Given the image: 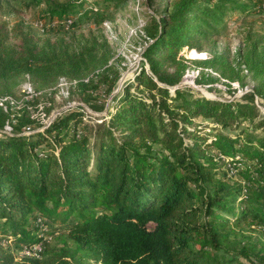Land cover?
Segmentation results:
<instances>
[{
    "label": "trees",
    "instance_id": "obj_1",
    "mask_svg": "<svg viewBox=\"0 0 264 264\" xmlns=\"http://www.w3.org/2000/svg\"><path fill=\"white\" fill-rule=\"evenodd\" d=\"M199 1L181 0L155 22L144 53L152 75L143 68L109 117L73 110L43 132L26 120L8 134L12 114L0 108V264H264V243L241 247L236 230L245 223L264 234V114L166 87L182 79L177 56L191 44ZM48 2L50 18L77 7ZM52 53L22 66L0 54V84L54 75L67 63ZM254 95L264 99V86ZM198 117L215 133L203 134ZM257 117L260 135L226 133ZM226 167L234 175H220ZM49 227L63 228L60 244ZM38 244L39 257L16 260Z\"/></svg>",
    "mask_w": 264,
    "mask_h": 264
},
{
    "label": "rangeland",
    "instance_id": "obj_2",
    "mask_svg": "<svg viewBox=\"0 0 264 264\" xmlns=\"http://www.w3.org/2000/svg\"><path fill=\"white\" fill-rule=\"evenodd\" d=\"M48 1L57 4L71 0ZM48 1L0 0V54L22 66L32 54L37 60L55 51L67 63L62 68L56 65L54 75L21 73L2 81L0 99L11 97L15 101L6 102L12 114V130L5 128L8 134L16 132L13 124L19 127L28 123L26 120L32 122L27 124L30 129L43 132L58 117L73 110L84 113L87 121L109 117L124 89L136 84L143 68L152 75L144 53L154 42L151 34L155 22L168 18L181 0H73L77 2L75 10L55 18H50ZM194 15L197 23L191 44L177 56L184 65L182 79L176 86H160H166L173 96L180 89L190 99L252 106L264 114V99L254 95L264 86V0H200ZM159 55L171 54L164 51ZM68 57L74 58L72 64ZM26 85L33 87L34 95L25 93ZM132 92L150 101L135 87ZM260 119L226 133L237 135L245 130L260 135ZM196 121L204 123L203 134L215 133L217 125L210 120L198 117ZM228 169L221 170L220 175ZM49 229L44 232L51 233V245L60 244L63 228ZM236 230L240 231L241 247L259 248L264 243L260 228L244 223ZM23 250L16 260L22 258Z\"/></svg>",
    "mask_w": 264,
    "mask_h": 264
},
{
    "label": "built area",
    "instance_id": "obj_3",
    "mask_svg": "<svg viewBox=\"0 0 264 264\" xmlns=\"http://www.w3.org/2000/svg\"><path fill=\"white\" fill-rule=\"evenodd\" d=\"M68 23H71V21H68ZM61 82H63V80H61ZM25 89H26L25 93L28 96L35 94L34 89H33V87L31 85H26ZM6 102L14 104L15 101L11 97H6V98H3V99H0V108L3 109L5 112H9L8 105L6 104ZM6 130H8V131L12 130V128L9 126V124L6 126ZM230 172H231V175H234V173H235V171L233 169H231ZM42 251H43V245L42 244H38V245H35V246H32V247H25L23 252H22V254H23L22 258L26 257V256L27 257H39L40 254L42 253Z\"/></svg>",
    "mask_w": 264,
    "mask_h": 264
}]
</instances>
